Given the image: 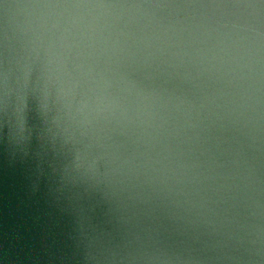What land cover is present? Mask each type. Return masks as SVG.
I'll return each mask as SVG.
<instances>
[{
  "label": "water",
  "instance_id": "water-1",
  "mask_svg": "<svg viewBox=\"0 0 264 264\" xmlns=\"http://www.w3.org/2000/svg\"><path fill=\"white\" fill-rule=\"evenodd\" d=\"M0 264H264V0H0Z\"/></svg>",
  "mask_w": 264,
  "mask_h": 264
}]
</instances>
